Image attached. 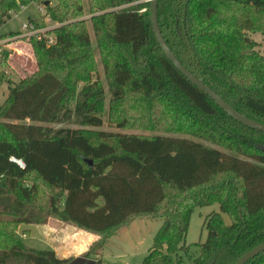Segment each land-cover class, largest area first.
I'll return each instance as SVG.
<instances>
[{"label":"trees","instance_id":"16d2710c","mask_svg":"<svg viewBox=\"0 0 264 264\" xmlns=\"http://www.w3.org/2000/svg\"><path fill=\"white\" fill-rule=\"evenodd\" d=\"M139 1L46 6L59 24L54 41H33L36 70L0 103V264L69 263L15 235L52 218L100 236L83 254L98 264L106 240L137 216L163 221L142 264H234L264 242V132L175 67L156 39L150 2ZM19 2L29 0H0V27ZM158 18L189 70L264 123V54L251 36H264V0H158ZM105 106L109 123L140 131L85 129L103 125ZM215 203L230 223L207 215L194 255L192 214ZM263 263L264 252L247 264Z\"/></svg>","mask_w":264,"mask_h":264},{"label":"rangeland","instance_id":"374dc122","mask_svg":"<svg viewBox=\"0 0 264 264\" xmlns=\"http://www.w3.org/2000/svg\"><path fill=\"white\" fill-rule=\"evenodd\" d=\"M46 1H48L49 5L56 3V0H29V2L24 4L19 2L18 9L11 10L10 19L0 27V103H4L7 100L11 84L20 81L21 78L36 70L37 60L33 41L46 39L47 42L52 43V39L54 40L51 30L59 24L54 22L47 13L46 6L48 4H46ZM142 1L147 2L148 0H140L139 2ZM84 2L87 4V0H84ZM135 3H138V1ZM145 10L146 8L142 9V11ZM31 18L41 20L35 22L30 20ZM27 23L32 25V28L29 30L23 28V25ZM89 30L91 38L95 42L94 32L90 24ZM251 36L259 43V48L264 54V36L260 33H252ZM100 76L104 79L102 67H100ZM106 90L109 97L108 86H106ZM108 117L109 109L108 106H105L104 123L101 127H83L85 129H101L111 132L140 131L134 128H126L127 130L118 128L115 125L117 122L109 123ZM58 126L60 125L56 127ZM69 126L78 127L75 123H70ZM145 132L149 133V131ZM212 212L222 213L225 221L230 223L229 216L221 211L218 203L196 208L192 214L186 237V244L190 245V252L194 255H198L200 252L198 243L204 242L207 238L205 218ZM50 221L53 224H59V228L61 226L69 228L66 229V232L69 233L73 227L71 225L67 226L64 223L62 224L61 221L54 218L49 219L48 223ZM162 222V219L156 218V216L134 217L126 227L119 229L106 240L100 255L102 264H142L150 248L153 246L155 234L162 225ZM42 225H22L15 232V235L21 238L27 245L35 248L50 249L54 247L56 248L57 255L61 258L64 256L65 258L74 259L77 256H83L90 248V246L86 247L83 241L72 242L70 239H66L68 237L66 235L65 239H62L54 233L44 234L41 229ZM74 229L78 228L75 227ZM79 230L81 231L82 229ZM85 232L90 233L88 231ZM81 233L84 232H78L77 235L80 237L84 236Z\"/></svg>","mask_w":264,"mask_h":264},{"label":"water","instance_id":"95a60500","mask_svg":"<svg viewBox=\"0 0 264 264\" xmlns=\"http://www.w3.org/2000/svg\"><path fill=\"white\" fill-rule=\"evenodd\" d=\"M150 2V13H151V22L153 26V30L156 36L158 43L160 44L163 52L167 56V58L175 65V67L185 76L187 77L194 85L199 87L202 91L208 94L218 106H220L226 113H228L232 118L236 121L246 125L252 129L264 132V123L252 119L248 116H245L237 109H235L231 104H229L219 93H217L212 87L207 85L201 78L195 75L191 70H189L175 55V53L171 50L168 43L166 42L160 25L158 18V0H149ZM48 4V1H46ZM90 163H92L90 161ZM264 252V242L256 245L252 249L248 250L234 264H247L250 260L258 256L260 253ZM67 264H98L96 259L88 258L85 256H77L72 259Z\"/></svg>","mask_w":264,"mask_h":264},{"label":"crops","instance_id":"0c3cea01","mask_svg":"<svg viewBox=\"0 0 264 264\" xmlns=\"http://www.w3.org/2000/svg\"><path fill=\"white\" fill-rule=\"evenodd\" d=\"M63 224V222H62ZM65 224V223H64ZM67 226L70 225V224H66ZM41 226V225H40ZM73 226V225H71ZM60 225L55 223L53 224L51 221L47 224H43L41 229H42V232L45 234H52L54 233L55 235H57V237H60L62 239H65V235L68 236L66 237V239H70L72 242H75V241H83L85 242V246H91L96 240H98V238H100V236L98 235H95V234H92V233H87L83 230H81L82 232L84 233H81L82 237L78 236L77 233L81 232L79 229H74L75 226L72 227V229H70V233L69 232H66L67 230L66 229H69L67 227H63L61 226V228H59ZM79 230V231H78ZM65 233H69V234H65ZM75 233V234H73ZM69 235H73V236H69ZM75 235V236H74ZM51 247V246H50ZM51 249L55 250L56 248L54 247H51ZM88 249V248H87ZM56 251V250H55ZM62 258H65L64 256Z\"/></svg>","mask_w":264,"mask_h":264},{"label":"built area","instance_id":"2783aa9c","mask_svg":"<svg viewBox=\"0 0 264 264\" xmlns=\"http://www.w3.org/2000/svg\"><path fill=\"white\" fill-rule=\"evenodd\" d=\"M148 1H149V0H148ZM23 28H24L25 30H29V29L32 28V25L29 24V23H27V24H24V25H23ZM53 41H54V40L52 39L51 42H53ZM16 161H17L21 166H24V163H23V161H22L21 159H16Z\"/></svg>","mask_w":264,"mask_h":264}]
</instances>
